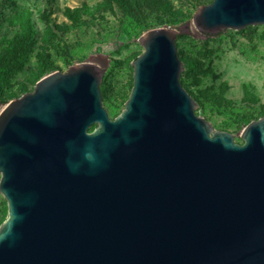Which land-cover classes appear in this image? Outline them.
<instances>
[{"label":"water","instance_id":"1","mask_svg":"<svg viewBox=\"0 0 264 264\" xmlns=\"http://www.w3.org/2000/svg\"><path fill=\"white\" fill-rule=\"evenodd\" d=\"M264 27V0H213L145 32L113 120L98 54L0 111V264H264V117L242 144L195 115L178 36ZM195 32H193L192 30Z\"/></svg>","mask_w":264,"mask_h":264},{"label":"rangeland","instance_id":"2","mask_svg":"<svg viewBox=\"0 0 264 264\" xmlns=\"http://www.w3.org/2000/svg\"><path fill=\"white\" fill-rule=\"evenodd\" d=\"M212 1L0 0V67L18 35H25L28 45L20 67L0 80V111L41 78L103 54L109 66L99 85L101 107L113 120L132 87L131 62L142 52L137 39L149 30L191 22L197 8ZM130 21L143 28L129 38L122 26ZM175 46L182 64L179 82L196 103L195 115L242 144L243 128L264 117V27L183 35ZM6 215L0 195V224Z\"/></svg>","mask_w":264,"mask_h":264},{"label":"trees","instance_id":"3","mask_svg":"<svg viewBox=\"0 0 264 264\" xmlns=\"http://www.w3.org/2000/svg\"><path fill=\"white\" fill-rule=\"evenodd\" d=\"M116 1L119 2L120 0ZM119 4L122 5L123 2H120ZM127 14H130L129 16L132 15L131 12H128ZM142 28L143 26H141L139 23L130 21L129 23L122 26V32L125 36L130 38L138 34ZM179 37L180 36H178L177 38ZM25 38V35H18L14 39V51L12 55L4 60L3 65L0 67V80H3L5 75H8L9 73L19 68L25 60L26 54L28 52V45L26 44Z\"/></svg>","mask_w":264,"mask_h":264},{"label":"bare ground","instance_id":"4","mask_svg":"<svg viewBox=\"0 0 264 264\" xmlns=\"http://www.w3.org/2000/svg\"><path fill=\"white\" fill-rule=\"evenodd\" d=\"M192 30H193V27H192Z\"/></svg>","mask_w":264,"mask_h":264}]
</instances>
